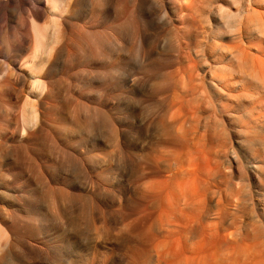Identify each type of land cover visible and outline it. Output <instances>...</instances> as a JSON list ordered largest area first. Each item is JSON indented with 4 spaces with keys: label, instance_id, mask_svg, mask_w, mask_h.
Returning <instances> with one entry per match:
<instances>
[{
    "label": "rangeland",
    "instance_id": "374dc122",
    "mask_svg": "<svg viewBox=\"0 0 264 264\" xmlns=\"http://www.w3.org/2000/svg\"><path fill=\"white\" fill-rule=\"evenodd\" d=\"M216 1L89 0L81 9L78 0H58L57 7H54L53 0H44L45 8L39 12L40 15L32 13L30 8L23 15L28 22L25 29L18 26L19 15H14L7 27L0 26V264H159L163 259H160V252L173 243L177 246L180 240L183 248H178L179 243L182 245L179 242L178 252L187 247L195 251H180L179 262L186 260L185 264H192L197 256L195 260L198 261L194 262L198 263L205 256L209 264H215L222 255L223 259H217V264L234 263L241 244L227 249L228 252L211 248V242L203 246L199 244L200 235L196 231L186 226L185 229L180 228L183 221L180 216H177V221L173 218L174 214L178 215L173 211L176 205L173 196L178 193L175 190L177 188L178 191V184L183 182L180 179L185 182L190 179L187 155L190 157L192 150L196 153L202 135L205 139L200 146L205 143L206 149L199 146L198 151L202 153L204 150L205 166L210 160L211 164L208 162L206 167L215 170L216 161H220L218 166L221 165L224 171L225 166L229 167L227 158H230L231 150H239L240 159L248 153L244 149L243 130L251 129L256 119L264 117V94H257L250 80L241 84L238 61L234 59L237 57L235 48L238 55L240 51L238 58L242 60L247 48L244 57L250 54V62L254 60L251 56L258 55L253 49L258 47L264 53V38L260 40L257 36L259 28L264 30V5H253L254 9L248 7L253 15L250 17L248 13V18L253 20L248 23L250 18L248 21L244 18L243 25L237 27L240 16H237L232 0L225 4L227 10L230 9L226 19H222ZM256 9L260 11L254 12ZM236 37L240 38L236 40ZM241 42L247 45L241 47L242 51L239 50ZM226 84H230L228 90ZM217 87L227 92L220 95ZM249 95L252 100H258L257 104L250 100ZM224 128H228L226 132ZM226 133L229 135H224ZM182 134L190 137L186 140ZM214 135L227 139L221 137L222 140L218 141ZM222 141L226 143L223 145ZM217 144V149L222 151L226 148L227 153L224 150L217 152ZM178 148L179 154L176 153ZM213 150L216 155L211 153ZM205 152H208L209 159ZM174 154H182L183 157L177 161ZM172 160L177 164L180 162L178 167ZM238 161L235 171L239 167ZM171 165L172 169H169ZM218 166L212 170L214 175L206 172L215 181L212 177V182L208 181L204 171L196 174L198 181L206 176L198 182L197 196L201 193L197 200L206 193V197L201 199L203 201L198 200V209L203 202L207 209L203 207L205 210L201 208L194 214L190 213L194 210L184 211L185 217L197 216L201 211V216H205L212 209L213 216L217 215L213 221L216 224L229 211L230 217L225 218L227 222L234 219L235 226L238 223L231 232L236 234L240 231L234 237L243 239L248 234V249L253 250L256 242L258 248L253 250L255 254L250 250L247 254L259 259L258 251H262L264 246L260 250L256 231L260 230L264 216L254 217L255 210V216H260L259 206L251 203L249 192L243 186L239 191L242 183L237 178L230 175L219 178L220 175L216 174ZM181 171H188L183 174L188 176L186 179L181 176ZM224 172L230 174L229 171ZM169 176L172 177L170 180ZM164 179L167 181L166 192L163 190ZM176 180L182 182L177 183ZM156 182L158 185L153 186ZM238 182L239 187L236 186ZM204 184L206 191L202 187ZM159 186L163 191L160 188V192H154L153 189L158 190ZM201 187L204 193L199 191ZM208 187H212L211 190ZM253 189L255 191V187ZM237 190L240 196H232ZM170 193L172 198L168 197ZM227 195L240 197V203ZM165 197L168 198L167 203ZM222 200L224 206L219 204ZM164 210H171L174 214L171 211V215L164 214ZM215 210L222 214L221 217L215 214ZM252 220L255 221L253 224L250 223ZM166 222L175 225L170 226ZM161 224L170 226L171 239L166 234L168 230L163 231L166 226ZM241 225L244 226L241 228ZM173 227L174 230L177 228L175 233ZM164 235L167 240L164 237L163 242ZM174 239L177 243L173 242ZM191 240L199 242L193 244ZM190 244H196V248L192 249ZM159 245L164 246L160 248ZM156 251L159 257H156ZM262 254L264 259V250ZM164 260L161 264L167 262Z\"/></svg>",
    "mask_w": 264,
    "mask_h": 264
},
{
    "label": "bare ground",
    "instance_id": "6f19581e",
    "mask_svg": "<svg viewBox=\"0 0 264 264\" xmlns=\"http://www.w3.org/2000/svg\"><path fill=\"white\" fill-rule=\"evenodd\" d=\"M47 1V0H46ZM70 1V0H69ZM87 1H89V0H78V4H79V7L81 8V9H84V5L86 4L87 5ZM226 1H227V4H228V1L229 0H218V1H216L217 2V6H218V10L220 11V13H221V16H222V19H226L225 17H227V15H229L230 14V9L229 10H227V8H226ZM49 2V1H48ZM60 2V1H59ZM66 2H68V1H66ZM75 2V1H74ZM192 2V1H191ZM73 3V2H72ZM233 3V4H232ZM232 6H233V8H236V11H237V16L239 15L240 16V23L238 24V26L237 27H240V26H242L243 25V22H244V18H246L245 20H247V19H249L250 17H253V15L251 16V13H249V8L250 7H253V9H254V6L253 5H264V0H245V2L243 1V0H232ZM44 0H0V26H2V27H7L10 23H11V21H12V19H13V16L14 15H19V20H17L18 21V26H20V28L21 29H25V27L27 26V24H28V22L24 19V14L26 13V12H28V9L30 8L32 11V13H38L39 14V12H41L42 10H43V7H44ZM49 4V3H48ZM57 4H58V0H53V5H54V7H57ZM67 4V3H66ZM65 4V5H66ZM50 5H51V2H50ZM63 5V4H62ZM89 5V4H88ZM106 6V5H105ZM231 6V7H232ZM66 7H67V5H66ZM78 7V8H79ZM87 7V6H86ZM85 7V8H86ZM249 7V8H248ZM264 7V6H263ZM262 7V8H263ZM45 8V7H44ZM59 8V7H58ZM64 8V7H63ZM206 8V7H205ZM256 8V7H255ZM258 8V7H257ZM60 9V8H59ZM102 9H103V7H102ZM56 10V9H55ZM66 10V9H65ZM93 10V9H92ZM251 10V9H250ZM53 11H54V9H53ZM82 11V10H81ZM254 11V10H253ZM260 11V10H259ZM259 11H257V9L254 11V12H259ZM30 12V13H31ZM110 12V11H109ZM228 12V13H227ZM254 12H253V14H254ZM56 13V12H55ZM71 13V12H70ZM79 13V12H78ZM248 13H249V15H250V17L248 18ZM261 13V12H260ZM259 13V14H260ZM38 14H37V16H38ZM225 14H226V16H225ZM235 14V13H234ZM258 14V15H259ZM264 14V13H263ZM40 15V14H39ZM59 15V14H58ZM86 15V14H85ZM87 15H89V13L87 14ZM87 15H86V17H87ZM208 15V14H207ZM255 15V14H254ZM257 15V14H256ZM71 16V15H70ZM236 16V15H235ZM260 16H262V14H260ZM29 17V16H28ZM85 17V16H84ZM263 17V16H262ZM88 18V17H87ZM258 18V17H257ZM61 19H63V18H61ZM221 19V20H222ZM259 19V18H258ZM85 20V19H84ZM251 20H253V18L251 19L250 18V21L248 22V23H250L251 22ZM263 20V19H262ZM248 21V20H247ZM246 21V22H247ZM223 22V21H222ZM245 22V23H246ZM261 22V21H260ZM66 23V22H65ZM87 23V22H86ZM247 23V24H248ZM74 24V23H73ZM81 25V24H80ZM224 26H225V24H223ZM63 26V25H62ZM69 26H71L72 27V24H70ZM231 26V25H230ZM259 26V25H258ZM81 27V26H80ZM227 27H228V25H227ZM226 26H225V28H227ZM247 26H245L244 28H246ZM55 28V27H54ZM249 28V27H248ZM263 27H261V28H259L258 29V31H257V36L259 37V39L261 40V39H263L264 38V30L262 29ZM73 29H75V28H73ZM241 29H242V27H241ZM247 29V28H246ZM245 29V30H246ZM243 30V29H242ZM242 30H240V31H242ZM57 31V30H56ZM235 31V30H234ZM26 32V31H25ZM71 32V31H70ZM243 32V31H242ZM241 32V34H243ZM247 32V31H246ZM74 33V32H73ZM231 33H233V32H231ZM250 34V33H249ZM58 35V34H57ZM238 35H239V33H238ZM244 35V34H243ZM70 36V35H69ZM237 36V35H236ZM68 37V36H67ZM76 37V36H75ZM241 37V36H240ZM240 37H236L237 39L236 40H238ZM251 37V36H250ZM246 38V37H245ZM234 39V38H233ZM242 39V38H241ZM240 39V40H241ZM254 39H255V37H254ZM243 40V39H242ZM264 40V39H263ZM244 41V40H243ZM237 42V41H236ZM240 41H238L237 43H239ZM78 43V42H77ZM236 43V44H237ZM245 43V42H244ZM258 43V42H257ZM254 44V43H253ZM240 45V44H239ZM238 46V45H237ZM242 46H245V44L244 45H242V42H241V45H240V49L239 50H241V47ZM247 46V45H246ZM245 46V47H246ZM249 46H250V44H249ZM248 46V47H249ZM69 47V46H68ZM239 47V46H238ZM251 47V46H250ZM252 48H254V46L252 47ZM252 48H249V49H252ZM236 50H237V48H235ZM235 49H234V52L236 53V55H237V57L236 58H234L235 59V61L237 60L238 62V73L240 74V81H241V84L243 83H247L246 81L247 80H250L251 82H253L254 83V88L258 91L257 92V94H259L260 93V95L261 94H264V53H263V51H261V49H259L258 47H257V49H253L258 55L257 56H251V58L253 57L254 58V60L252 59H250L251 60V62L249 61V55L250 54H248L247 56H246V58L244 57V54H245V52L247 51V48H246V50H245V52L243 53V57L242 58H244L243 60L242 59H240V58H238V56L240 55V51H238L239 52V55L237 54V52L235 51ZM70 51V50H69ZM242 51V50H241ZM250 51V50H249ZM254 51H252V53L254 52ZM232 53V52H231ZM230 53V54H231ZM251 53V54H252ZM233 54V53H232ZM236 55H234L233 54V56H236ZM236 67H237V65H236ZM199 74V73H198ZM213 75V74H212ZM218 75V74H217ZM227 78V77H226ZM216 79V78H215ZM221 79V78H220ZM220 81V80H219ZM223 81V83L225 82V80H222ZM222 81H221V83H222ZM226 81H227V79H226ZM229 81V80H228ZM215 83V82H214ZM227 83V82H226ZM252 83V84H253ZM218 84V83H217ZM234 84H236V83H234ZM249 84V83H248ZM216 85V84H215ZM214 85V86H215ZM230 84H226L225 86H226V88H227V90L229 89V86ZM231 85H232V83H231ZM217 86V85H216ZM220 86V85H219ZM228 86V87H227ZM240 86V85H239ZM244 86V85H243ZM201 87V86H200ZM224 87V86H223ZM247 87V86H246ZM225 88V87H224ZM231 88H233V87H231ZM186 89V88H185ZM240 89H241V87H240ZM242 89H244V88H242ZM217 90L220 92V95H221V93L224 91L222 88H219V87H217ZM232 90V89H231ZM233 91V90H232ZM242 91V90H241ZM250 91V90H249ZM254 91V90H253ZM224 92H227V91H224ZM234 92V91H233ZM238 92V91H237ZM244 92V91H243ZM256 92V91H255ZM236 93V92H235ZM203 94H204V92H203ZM254 94V93H253ZM252 94V95H253ZM225 95V94H224ZM231 95H232V93H231ZM230 95V96H231ZM227 96H229V95H227ZM237 96V95H236ZM240 96V95H239ZM259 96V95H258ZM264 95H262V97H263ZM232 98H231V100L233 99V96H231ZM238 97V96H237ZM236 97V98H237ZM245 97H247V95L245 96ZM254 97V96H253ZM249 98H250V95H249ZM256 98H257V96H256ZM256 98H254L255 100H256ZM259 98H261V97H259ZM239 100L241 99V97L240 98H238ZM243 99V98H242ZM247 99H248V97H247ZM246 99V100H247ZM234 100V99H233ZM244 100V99H243ZM250 100H252V98H250ZM252 101H254V100H252ZM262 101V100H261ZM237 102H238V100H237ZM254 102H256V104H257V102H258V100L257 101H254ZM234 103V102H233ZM247 103V102H246ZM263 103H264V101H263ZM255 104V103H254ZM261 104H262V102H261ZM228 105V104H227ZM252 105H253V102H252ZM259 105H260V103H259ZM260 106H262V105H260ZM233 107V106H232ZM254 107V106H253ZM262 109H264V106L262 107ZM261 110V109H260ZM225 111V110H224ZM232 111V110H231ZM264 111V110H263ZM223 112V111H222ZM256 112V111H255ZM181 113V112H180ZM236 113V112H235ZM251 113V112H250ZM259 113V112H258ZM262 114V113H261ZM175 115V114H174ZM182 115H183V113H182ZM238 115V114H237ZM250 115H252V114H250ZM176 116H178V115H176ZM180 116V115H179ZM258 116V115H257ZM237 117V116H236ZM250 117V116H249ZM248 117V118H249ZM253 117V116H252ZM255 117V116H254ZM176 118V117H175ZM175 118H174V120H175ZM181 118V116L179 117V119ZM241 118V117H240ZM256 118V117H255ZM262 118H264V117H262ZM262 118H258V119H256L255 121H254V126H252V127H250L251 129H249V128H245L244 130H243V134H244V136H245V140H244V149L248 152L247 153V155H244L243 157H242V159H240V155L237 153L239 150H235V149H233V150H231V154H230V158L228 157V156H226V158L228 159V164H229V167L227 166H225L224 167V171H227V173H229L230 172V174H226L224 171H223V168H222V166L220 165V166H218L219 165V162H217L216 161V159H214L215 161H216V163H218V171H217V175L219 174L220 176H218L219 178L221 177V176H224V175H230V177L231 178H237V180L240 182V184L242 183V185H241V187H240V190L238 189V187L240 186H238V184H239V182L238 183H236L235 185L236 186H238V187H235V188H237L239 191H242V186H243V188H245L247 191V193L249 192V198H250V200H251V203L252 202H254L255 203V205H258L259 206V211H260V216L258 215V216H255L256 215V213H257V211L255 210V215H254V217H256V219H257V217H258V219L259 218H263V216H264V120H261ZM239 119V118H238ZM254 119V118H253ZM245 120V119H244ZM219 121V120H218ZM242 121V120H241ZM240 120H239V122H241ZM239 122H238V124H239ZM242 123H243V121H242ZM246 123H248V122H246ZM178 124V123H177ZM224 125V124H223ZM245 125V124H244ZM183 126V125H182ZM185 126V125H184ZM180 129V128H179ZM193 129V128H192ZM225 129V128H224ZM224 129H222L221 131H223ZM226 129H228V128H226ZM226 129H225V132H226ZM238 129H240V128H238ZM187 130V129H186ZM220 130V129H219ZM194 131V130H193ZM192 131V132H193ZM240 131V130H239ZM180 132V131H179ZM184 132H185V129H184ZM181 133H182V131H181ZM185 133H187V131L185 132ZM184 133V134H185ZM224 133V132H223ZM222 133V134H223ZM170 134V133H169ZM184 134H182L183 136H184ZM188 134V133H187ZM186 134V135H187ZM192 134V133H191ZM220 135H221V133H219ZM228 133H226V134H224V135H226V136H228L229 134H231L230 132H229V134L227 135ZM171 135V134H170ZM205 135V134H204ZM223 135V136H224ZM240 135H242V132H241V134ZM194 136H196V135H194ZM207 136V135H206ZM213 136V135H212ZM215 136V135H214ZM217 136V135H216ZM215 136V139L216 138H218V137H216ZM190 136H184V138L187 140V138H189ZM202 137L203 138H201L202 140L203 139H205V137L202 135ZM208 137V136H207ZM220 138H218L217 140L219 141V139L220 140H222L224 137H222V136H219ZM221 137H222V139H221ZM194 138V137H193ZM192 138V139H193ZM199 138H200V135H199ZM230 137H228V139H229ZM243 138V137H242ZM170 139V138H169ZM182 139V138H181ZM200 139V140H201ZM214 139V138H213ZM214 139V140H215ZM225 139H227V137H225ZM232 139V138H231ZM173 140V139H172ZM176 140V139H175ZM185 140V141H186ZM193 140H195V138L193 139ZM192 140V141H193ZM199 140V141H200ZM202 140H201V142H202ZM224 140V139H223ZM230 140V139H229ZM228 140V141H229ZM178 141H180V140H178ZM188 141H190L189 139H188ZM191 141V142H192ZM197 141H198V139H197ZM204 141V140H203ZM206 141H207V139H206ZM225 141H227V140H225ZM225 141H222V144H223V142H225ZM175 142V141H174ZM182 142H184V139H183V141ZM200 142V143H201ZM208 142V141H207ZM207 142H206V145H207ZM215 142V141H214ZM239 142V141H238ZM242 142V141H241ZM185 144H186V142H184ZM200 143H199V146H200ZM217 143V142H216ZM219 143V145L221 144L220 142H218ZM226 143V142H225ZM231 143V142H230ZM229 143V144H230ZM173 144H175V143H173ZM177 144H178V142H177ZM184 144V145H185ZM189 144H190V142H189ZM192 144V143H191ZM193 144H195V142H193ZM203 144V143H202ZM205 144V143H204ZM204 144L203 145H201L200 147H202V148H204L205 147V149H206V146H204ZM215 144V143H214ZM183 145V146H184ZM196 145H197V143H196ZM224 145V144H223ZM231 145V144H230ZM233 145L235 146V144L233 143ZM199 146H197L196 148L199 150L200 148H198ZM234 146H232V147H234ZM189 147V146H188ZM195 147V146H194ZM194 147H193V149H194ZM231 147V146H230ZM212 148H213V145H212ZM218 148V144L216 145V150H218L217 152H222L223 150L225 151V149H223L222 151L220 150V149H217ZM221 148V147H220ZM182 149V148H181ZM186 149V148H185ZM232 149V148H231ZM238 149V148H237ZM198 150H196V153H194V151L192 150V151H190V152H193V154H191L190 155V157H188V155H187V161H188V165L186 166V167H189V169H187L188 171H191V172H188V171H183V173H182V171H181V176L185 173V172H188L189 174H187V175H189V180L188 181H184L183 179H180V180H182L181 182L182 183H184V184H182L181 182H177V180H176V182L177 183H181L180 185L178 184V186H179V188H178V191H176L177 190V188H176V186H175V188H176V190H175V192L177 193V195L176 196H173L171 193V195L170 196H168V197H170V198H172V196L174 197V199H176L175 200V202H176V205H175V208H174V210L173 211H175V213L176 214H178V215H175L174 214V212L173 211H171V210H169V212L171 211L174 215H173V218L175 219L176 218V220L175 221H177L178 219V217L180 216V220L182 219L183 221L185 220V222H181L182 224V226L180 225V228L182 227V228H184V226H186L188 229L190 228L191 229V231L193 230V232H195L196 231V233L198 234V236L200 237V242L199 241H194V240H191V242L192 241H194L193 242V244L196 242V244L199 242V244L201 243L203 246H205L207 243H209V242H211V248H214V249H222V251H223V249H224V251L226 250L227 251V249H230V248H232V247H234V248H236L237 246H238V244H241L242 245V247H241V250L239 251L238 250V252L236 253V257H235V260H234V263L233 264H264V259H263V254H262V251L264 250H262V251H256L260 256V258L259 259H255V256L253 257V256H251V254L249 253V254H247V250H248V252H249V250L250 249H248L249 247H250V245H249V236H248V234H247V236H245V238H243V239H241V238H239V239H241L240 241L241 242H239L238 240V238H237V240H236V237H234L238 232H240V231H237L236 232V234H234V232L232 233L231 232V229L233 230V228H235L237 225H238V223H236L237 225L235 226V221H234V219H233V217L231 218V219H233V221L231 220V222H227V220L226 219H228L229 217H230V214H229V211L228 212H225V214L226 213H228V214H226L225 215V217L224 218H221L218 222H216V224H214V219H215V221H216V219L217 218H215L216 216H213V210L212 209H210L209 210V212H208V214L207 215H205V216H201V213H202V211H201V213L200 214H198L197 216H191V217H188V216H186L187 218H189V219H187L186 217H185V213H184V211H187V210H189V212L190 211H192V210H194V212H190V213H195V212H197L198 210H200L201 208H203V207H205L204 206V204L203 203H205V202H203V203H201V207L198 209V207H199V202H198V200L200 199V198H198V200H197V197H199V194L201 193H199L198 194V196H197V187H198V182L200 181V180H203L206 176H208L207 175V173L206 172H210L211 174L216 170V168H217V166H216V168H215V170L214 169H212V170H214V171H212V170H210V167L209 168H207L208 166H209V163L211 162L210 160L209 161H207L208 159H209V157H208V152H207V154H206V152H205V155H207V158L208 159H206V163H207V167L205 166V164H204V159L202 158V154H204L203 152H204V150H202V153H200ZM209 150V149H208ZM227 150H228V148H227ZM230 150V149H229ZM186 151V150H185ZM211 151V150H210ZM175 152V151H174ZM241 152V151H240ZM177 154H179V148H178V151L176 152ZM182 154L184 153L183 151L181 152ZM210 153V152H209ZM211 153H214L215 155L217 154L216 152H214V150H213V152H211ZM224 153H227L226 151L224 152ZM224 153H222V155H224ZM182 154H180V155H175V157H176V159L175 160H177V159H180L181 160V158H179V157H183V155ZM188 154H189V152H188ZM221 154V153H220ZM222 155H221V157H222ZM228 155H229V152H228ZM212 157H213V155H212ZM172 158H173V155H172ZM206 158V157H205ZM216 158V157H215ZM175 160H172V162L173 161H175ZM183 160H184V158H183ZM212 160H213V158H212ZM219 160V159H218ZM237 160H239L238 162H239V167H238V170L237 171H235L236 169H234L235 168V163L237 164ZM157 161H159V160H157ZM178 161V160H177ZM177 161H175V163L177 162ZM186 161V162H187ZM215 161H214V164H216L215 163ZM236 161V162H235ZM160 162V161H159ZM168 162H170V160L168 161ZM168 162H166L167 164H168ZM185 162V161H184ZM183 162V163H184ZM185 162V163H186ZM209 162V163H208ZM222 162V161H221ZM226 162V161H225ZM224 162V163H225ZM174 163V164H175ZM180 162H178V164H179ZM223 163V164H224ZM171 164H173V163H171ZM178 164L176 163V165H177V167H178ZM211 164V163H210ZM214 164H213V168H214ZM221 164V163H220ZM169 165H170V163H169ZM185 165V164H184ZM175 166V165H174ZM211 166V165H210ZM238 166V165H237ZM172 167V165L171 166H169V169ZM205 167L207 168V170L205 169ZM181 168H183V166H181ZM180 168V169H181ZM211 168H212V166H211ZM168 169V170H169ZM172 169V168H171ZM174 169V168H173ZM177 169V168H176ZM184 170H185V168H183ZM191 169V170H190ZM193 169V170H192ZM206 170V171H205ZM173 171V170H172ZM205 172V174H206V176H204V178L202 179V177H201V179L198 181V178H199V176H198V178L196 177V174H198L199 175V173H204ZM212 171V172H211ZM229 171V172H228ZM171 172V171H170ZM172 173V172H171ZM179 173V172H178ZM178 173H176V174H178ZM210 173H208L209 174V176H208V181H211L210 180V178L212 179V180H214L213 179V176L212 175H214V174H212L211 175V177H210ZM161 174V173H160ZM175 174V175H176ZM200 174V176H202ZM162 175V174H161ZM160 175V176H161ZM179 175V174H178ZM178 175H176V176H178ZM187 175H185L186 177H188ZM192 175V176H191ZM216 175V176H217ZM253 175L255 176V178H256V180H255V178L253 179ZM180 176V177H181ZM184 176V175H183ZM185 176H184V178H185ZM194 176H195V178H194ZM215 176V177H216ZM179 177V176H178ZM193 177V178H192ZM214 177V178H215ZM217 177V178H218ZM226 177V176H225ZM229 177V176H228ZM163 178V177H162ZM164 178H165V176H164ZM167 178V177H166ZM169 178V180H170V178H172V177H168ZM181 178H183V177H181ZM218 178V179H219ZM176 179H178V178H176ZM186 179V178H185ZM217 179V180H218ZM221 179H223V178H221ZM228 179V178H227ZM159 180H161V179H159ZM165 180V183L163 184L164 186H165V184L167 183V181H166V179H164ZM168 180V183H169V185H170V182L171 181H169ZM229 180V179H228ZM179 181V180H178ZM205 181V180H204ZM203 181V182H204ZM208 181H207V183H208ZM215 181V180H214ZM226 181V180H225ZM236 181V180H235ZM235 181H234V183H235ZM154 182V181H153ZM161 182V181H160ZM164 182V181H163ZM174 182V181H173ZM172 182V183H173ZM202 182V181H201ZM212 182V181H211ZM177 183H175V184H177ZM205 183H206V181H205ZM214 183V182H213ZM217 183V182H216ZM225 183V182H224ZM174 184V183H173ZM173 184H172V186H173ZM202 183H200V185H201ZM208 184H212V183H208ZM207 184V185H208ZM221 184V183H220ZM231 184V181H230V183H229V185ZM158 184H157V182L156 183H154V185L153 186H157ZM159 185H160V183H159ZM163 185H162V187H163ZM169 185L167 186V187H169ZM206 185V186H207ZM209 185V186H210ZM215 185V184H214ZM213 185V186H214ZM218 185V184H217ZM216 185V186H217ZM224 185V184H223ZM152 186V187H153ZM212 186V185H211ZM216 186H214L215 188H217ZM222 186V185H221ZM221 186H219V187H221ZM233 186V185H232ZM149 187V186H148ZM203 188L205 187V184H204V186H202ZM202 187H201V189H202ZM255 187V191H253L254 188ZM161 188V186H159V188H158V190L155 188V189H153L154 190V192H155V190H156V193L157 192H160L159 191V189ZM170 188V187H169ZM174 188V187H173ZM209 188V187H208ZM208 188H207V190H208ZM212 188V187H211ZM211 188H209L210 190H211ZM222 188V187H221ZM165 189H168V188H166V186H165V188H163V190H165ZM199 190V191H203L204 189H202V190ZM219 189V188H218ZM149 190V188L147 189V191ZM160 190H162V188L160 189ZM162 190V191H163ZM173 190V189H172ZM216 190V189H215ZM221 190V189H220ZM233 190V189H232ZM236 190V189H235ZM238 190H237V192H238ZM244 190V189H243ZM151 192V194H153V191L152 190H150ZM205 191H206V189H205ZM222 191V190H221ZM165 192H166V190H165ZM216 192V191H215ZM215 192H214V194H215ZM232 192V191H231ZM233 192H234V190H233ZM237 192H235V193H237ZM245 192V191H244ZM149 193V194H150ZM155 193V196L157 195ZM174 193V192H173ZM202 193H204V191L202 192ZM208 193H210V192H208ZM217 193V192H216ZM227 193H228V191H227ZM226 193V194H227ZM230 193V192H229ZM235 193H233V195H232V193H230L232 196H235V195H239V192H238V194H235ZM151 194H150V197H151ZM160 194V193H159ZM165 194V193H164ZM167 194V193H166ZM212 194V193H211ZM220 194V193H219ZM225 194V195H226ZM243 194V193H242ZM241 194V195H242ZM246 194V193H245ZM162 195V194H161ZM169 195V194H168ZM175 195V194H174ZM206 193H205V196H203V197H206ZM216 195L217 194H215V197H216ZM222 195V194H221ZM247 195V194H246ZM246 195H245V197H246ZM153 196V195H152ZM163 196V195H162ZM162 196L160 197V195H158V197L159 198H162ZM213 196V198L215 199V197H214V195H212ZM228 196V195H227ZM232 196H228V197H232ZM240 196V195H239ZM176 197V198H175ZM201 197H202V195H201ZM202 197V198H203ZM218 198H221L220 196H217ZM227 197V198H228ZM237 197V196H236ZM231 198V199H235V200H238L239 201V199H240V197L237 199V198ZM156 198V197H155ZM201 198V199H202ZM212 198V199H213ZM248 198V197H247ZM165 200L166 199H168L167 197H165L164 198ZM200 199V200H201ZM213 199V200H214ZM151 200V199H150ZM156 200V199H155ZM161 200V199H160ZM204 200H207V198L206 199H204ZM219 200V199H218ZM226 200V199H225ZM246 200V199H245ZM170 201H171V199H170ZM201 201H203V200H201ZM215 201V200H214ZM223 201V200H222ZM243 201V195H242V200H241V202ZM247 201V200H246ZM153 202V201H152ZM174 202V203H175ZM213 202V201H212ZM221 202V201H220ZM157 203H159L158 201H157ZM156 202H155V204H157ZM161 203H162V201H161ZM166 203H167V200H166ZM219 203V202H218ZM230 203H231V201H230ZM234 203H236V201H234ZM238 203H240V201L238 202ZM249 202H247V204H248ZM152 204V203H151ZM165 203H163V205H164ZM168 204H169V202H168ZM199 204V205H198ZM203 204V205H202ZM206 204V203H205ZM219 204H223V206H224V201L223 202H221V203H219ZM226 204H228V201L226 202ZM247 204H245V205H247ZM153 206H154V204H152ZM158 205V204H157ZM170 205V204H169ZM168 205V206H169ZM215 205V204H214ZM230 205V204H229ZM231 205H232V203H231ZM230 205V206H231ZM235 206H236V204H234ZM239 205V204H238ZM244 205V206H245ZM249 205V204H248ZM251 205V204H250ZM171 206V207H170ZM169 207H170V209L172 208V205H170ZM212 206V205H211ZM217 206V205H216ZM219 206V207H218ZM217 207L219 208V209H221L220 208V205H218ZM234 206V208H236ZM155 207V206H154ZM160 207V206H159ZM162 207V206H161ZM226 207V206H225ZM232 207V206H231ZM249 207V206H248ZM151 208V207H150ZM150 208L148 209V210H150ZM158 208V207H157ZM164 208H165V206H164ZM197 208V209H196ZM213 208V207H212ZM217 208V209H218ZM229 208V210H230V207H228ZM247 208V207H246ZM250 208V207H249ZM252 208L253 209H251L252 211L254 210V207H253V205H252ZM153 209V208H152ZM166 209H168V208H166ZM205 209H207L206 207H205ZM204 208L202 209V210H205ZM214 209V208H213ZM216 209V208H215ZM239 209V208H238ZM158 210V209H157ZM160 211L162 210V209H159ZM223 210V209H222ZM232 210H234V209H232ZM231 210V211H232ZM236 211H237V208L235 209ZM155 211V210H154ZM168 211V210H167ZM252 211H250V212H252ZM169 212H165V210H164V214H166V213H169ZM200 212V211H199ZM221 212V211H220ZM155 213V212H154ZM204 213H205V211H204ZM222 213V212H221ZM231 213V212H230ZM235 213H237V212H235ZM164 214L162 215L163 217L162 218H164ZM170 214V213H169ZM215 214H219V212L217 211V213H216V210H215ZM259 214V213H258ZM156 215V214H155ZM171 215V214H170ZM192 215V214H191ZM222 215V214H221ZM221 215L219 214L218 216H220L221 217ZM232 215V214H231ZM158 216V215H157ZM178 216V217H177ZM234 217H236V215L234 214L233 215ZM165 217H166V215H165ZM169 217V216H168ZM168 217H167V219H168ZM220 217H218V218H220ZM237 217H238V215H237ZM172 218V219H173ZM226 218V219H225ZM147 219V218H146ZM160 219V218H159ZM166 219V218H165ZM186 219H187V222H186ZM253 219V218H252ZM155 220V219H154ZM169 220V219H168ZM171 220V219H170ZM179 220V221H180ZM235 220H236V218H235ZM240 219H238V221H239ZM244 220V219H243ZM157 220H155V222H156ZM161 221V220H160ZM166 221V220H165ZM172 221V220H171ZM253 222H251L250 221V223H254L255 221L254 220H252ZM256 221H258V220H256ZM158 222V221H157ZM237 222V221H236ZM240 222V221H239ZM161 223H163V221L161 222ZM172 223H174V220H173V222ZM172 223H170L169 224V222L167 223L166 222V224L168 225H170V226H174L175 224H172ZM177 223V222H176ZM179 223V222H178ZM242 223V222H241ZM153 224V223H152ZM166 224H161L162 226H166ZM172 224V225H171ZM251 224V225H252ZM256 224V223H255ZM160 225V226H161ZM161 226V227H162ZM170 226H168L169 228H170ZM235 226V227H234ZM244 226V225H243ZM242 225H241V228L243 227ZM146 227V226H145ZM152 227V226H151ZM160 227V228H161ZM168 227L166 226V228L167 229H165V230H163V228H162V230L163 231H167L168 230V233H166V234H169L170 232V229H168ZM185 227V228H186ZM260 230L259 229H257L258 230V232L256 231V233H257V235H256V233H254L255 235H256V237L258 238V242H259V247H260V250H261V247H263L264 246V222H263V220H261L260 221ZM142 228H143V226H142ZM153 228V227H152ZM158 228V227H157ZM157 228H155V229H157ZM159 228V229H160ZM184 228V229H185ZM239 228V226L237 227V229ZM246 228V227H245ZM244 228V230L247 232H249V230H247V229H245ZM250 228V227H249ZM248 228V229H249ZM254 228V227H253ZM145 229V228H144ZM187 229V230H188ZM152 230V232H153V229H151ZM173 230H174V227H173ZM173 230H171V231H173ZM175 230H177V228L175 229ZM175 230H174V233H175ZM179 230V229H178ZM234 230H236V229H234ZM239 230H242V229H239ZM252 230V229H251ZM253 230H255V229H253ZM143 231V230H142ZM148 231H149V228H148ZM159 231H161V230H159ZM159 231H158V233H159ZM163 231H161V233H163ZM183 231H186V230H183ZM164 232V233H165ZM181 232H182V230H181ZM192 232V233H193ZM254 232V231H253ZM253 232H252V234H253ZM145 233H146V231H145ZM161 233H159V234H161ZM173 233V234H174ZM176 233H178V231H176ZM179 233H180V230H179ZM242 234H244L243 232H241ZM241 233H239V234H241ZM251 233V232H250ZM148 234H149V232H148ZM188 234V233H187ZM194 234V233H193ZM192 234V235H193ZM196 234V235H197ZM146 235V234H145ZM144 235V236H145ZM150 235H151V231H150ZM157 235V234H156ZM179 234H177V236H178ZM180 235H181V233H180ZM190 235V234H189ZM255 235H253V237L255 238ZM149 236V235H148ZM167 236H170V234L169 235H167ZM175 236V235H174ZM176 236V237H177ZM195 236V235H194ZM252 236V235H251ZM154 237V236H153ZM165 237V239L167 238L165 235L162 237V240H163V242H164V238ZM171 237L172 236H170V237H168V238H170L171 239ZM179 237V236H178ZM239 237V236H238ZM241 237V236H240ZM253 237H252V239H253ZM146 238V237H145ZM144 238V239H145ZM188 238V236H186V238L185 239H187ZM197 238V237H196ZM141 239V238H140ZM147 239H149V238H147ZM152 239V238H151ZM179 239H181V238H178V240ZM184 239V238H183ZM189 239H191L190 237H189ZM195 239V238H194ZM167 240V239H166ZM166 240H165V242H166ZM175 240V241H174ZM173 240V242H176V240L177 239H174ZM255 240L257 241V239L255 238ZM186 241V240H185ZM184 241V242H185ZM145 242V241H144ZM158 242V241H157ZM170 242L171 241H168L167 243L168 244H170ZM172 242V243H173ZM179 242H181V244H182V240H180ZM178 242V243H179ZM190 242V241H189ZM188 242V243H189ZM190 242V243H191ZM251 242H254L255 243V241L254 240H251ZM250 242V243H251ZM149 243V242H148ZM171 243V244H172ZM177 243V242H176ZM175 243V244H176ZM178 243H177V246H178ZM146 244V243H145ZM153 244V243H152ZM162 244V243H161ZM160 244V245H161ZM167 244V245H168ZM174 244V243H173ZM169 245V246H167L168 248H165L164 250V252H160V248H162L160 245H159V252H160V255H162L161 257H160V259L161 258H163V259H165L164 261H167V262H169L170 264H180V262L182 263V261H180L179 262V259L181 258V256H180V253L182 252V253H187V252H191V251H193L194 249L193 248H196V244L195 245H193V246H195V247H193L191 244V246H192V249L193 250H191V248L189 249L188 247L187 248H185L183 251H181V249H179V252H178V248H183V244L180 246V243H179V247L177 248V246H175V245ZM256 244H257V242H256ZM256 244H255V246L253 247L255 250H257V248H258V246L256 247ZM155 245V244H154ZM186 245H187V243H186ZM190 245H189V247H190ZM201 245V246H202ZM253 245V244H252ZM258 245V244H257ZM133 246V245H132ZM166 246V245H165ZM198 247H200V245H197V249H200V248H198ZM149 248V247H148ZM187 249H189L188 251H187ZM196 249V250H197ZM253 249V250H254ZM154 250H156V249H154ZM158 250V249H157ZM253 250H250V252H252V254H255V250L253 251ZM181 251V252H180ZM195 251V250H194ZM154 252V251H153ZM221 252V251H220ZM228 252V251H227ZM261 252V253H260ZM138 253H140V252H138ZM157 251H156V257L158 256L157 255ZM161 253H163V254H161ZM199 253V252H198ZM197 253V254H198ZM215 253V252H214ZM159 254V253H158ZM191 254V253H190ZM189 254V255H190ZM192 254H194L193 252H192ZM220 254V253H219ZM227 254H229V253H227ZM233 254V253H232ZM231 254V256H233ZM139 255V254H138ZM184 255V254H183ZM188 255V254H187ZM186 255V257L187 258H190V257H188ZM248 255H250L251 257H253L254 259H251V257L250 256H248ZM139 256H141V255H139ZM191 256V255H190ZM222 256V255H221ZM220 256V258L221 259H223L222 257ZM224 256L226 257V254L224 253ZM159 257V256H158ZM186 257H184L185 259H186ZM192 257V256H191ZM214 257V256H213ZM145 258V257H144ZM193 258V257H192ZM195 258H197V256H195ZM195 258L193 259L194 261H198V260H195ZM220 258H217L218 260H220ZM228 258H229V256H228ZM148 259V258H147ZM163 259H162V261H163ZM217 259H216V262H217ZM6 260V259H5ZM4 260V261H5ZM156 260V259H155ZM157 260H159V258H157ZM156 260V261H157ZM188 260V262L191 260V261H193L191 258H190V260L189 259H187ZM227 260V259H226ZM229 260V259H228ZM232 260V259H231ZM161 261V263H164V262H162ZM186 261V260H185ZM184 261V262H185ZM193 261V262H194ZM233 261V260H232ZM232 261H230V262H232ZM1 263H2V260L0 261ZM144 262H146L145 260H144ZM158 262H160V261H158ZM167 262L165 263V264H167ZM183 262V263H184ZM193 262H192V264H193ZM215 262V264H217ZM224 262H225V258H224ZM227 262V261H226ZM6 263V262H5ZM157 263V262H156ZM156 263H154V264H156ZM161 263H159V264H161ZM182 263V264H183ZM186 263V262H185ZM184 263V264H185ZM195 263V262H194ZM197 263V262H196ZM195 263V264H196ZM211 263V262H210ZM213 263V262H212ZM221 263V262H220ZM228 263V262H227ZM189 264H190V262H189ZM197 264H209V261H208V259L204 256V257H202V259H200L199 260V262L197 263ZM224 264V263H223ZM231 264V263H230Z\"/></svg>",
    "mask_w": 264,
    "mask_h": 264
}]
</instances>
